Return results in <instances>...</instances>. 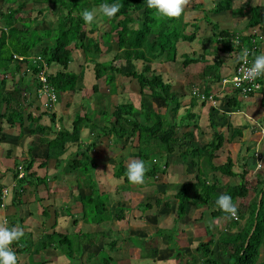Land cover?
<instances>
[{"label":"trees","instance_id":"obj_1","mask_svg":"<svg viewBox=\"0 0 264 264\" xmlns=\"http://www.w3.org/2000/svg\"><path fill=\"white\" fill-rule=\"evenodd\" d=\"M8 1L16 2L17 5L16 8H9L8 14L0 10L2 23L5 24L0 27V120L11 127L17 125L19 136L24 132L25 121L31 122L30 133H39L41 141H44L47 146L46 155L41 158L39 168H46L48 171L49 163L53 161V168L56 171L40 175L33 168L36 159L40 158L32 154L31 146L29 156L24 160L18 156L7 157V159H13L12 166L7 170L12 173L14 185L9 188L0 182V206L4 203L16 209L14 217L8 221L7 226L23 228L25 218L31 214L29 209L31 202L37 203L41 208L43 218L48 219L50 217L49 207L43 201L48 200L50 195L53 196L49 181L62 179L68 175L72 176L74 185L78 189L88 188L89 190L86 194H78L77 200L81 205L79 212L71 214L69 209H66L65 215L71 216L73 226L77 225L80 220L98 225L112 219L122 221L130 207L120 204L119 212H113L110 207L111 199L108 190L100 188L94 173L96 166L94 149L100 137L108 136L114 145L127 147L129 150L130 148L136 149V159L144 160L146 166L149 167L145 181L166 172L169 165L168 158L175 153L180 158L185 172L192 174L190 178L178 183L172 193L165 190L155 191L159 195L154 197L156 206H170V199H174L176 204L174 223L170 228H159L155 238L159 235H167L169 243L173 242L171 243L173 247L178 249L175 237L180 227L177 224L190 222V218L186 215L187 207L190 205L203 207L200 218L207 210L213 220L226 219L229 222L227 227L219 230L215 238L210 229L206 228L207 239L195 246L197 256L191 255L186 258L182 250H177L181 255L177 256L178 259L181 258L179 264H264V259L259 260L261 251H264V175L257 173L255 183L251 184L246 179L248 170L245 165L240 173H236L232 168L234 163L229 155L226 156L224 162H216L225 137L212 121L209 124L212 128L210 140L207 142L198 140L196 144H185L186 138L189 142L196 138L195 129L198 134L202 133L197 121H192L191 124L183 122L185 119L193 120L196 115L186 110L178 122L175 121L179 109L183 106L179 92L174 90L173 79L168 74L157 72L152 66L157 60L177 63V43L179 41L191 42L199 35L198 21L200 18L212 27V34L205 38L210 47L216 43V51L234 52L238 56L241 46L251 47L252 30L259 28L260 3L257 2L251 6L250 17L244 30L236 32L219 29L217 23L211 22L207 15L208 12L220 13L231 9V0H220L208 10L203 8L202 1L190 0V4L185 9L187 13L182 17L181 26L180 24L174 25L175 19L158 18L155 10L147 7L146 0H32L34 3L46 4L45 7L38 9V13H42L51 6H59L53 26L48 27V30L55 34V38L51 43H47L44 34L38 28L42 19L34 17L33 24L23 23L21 26L9 23L14 20L15 15L23 11L26 1ZM105 3H119L120 11L112 19L101 14L99 23L86 24L81 13L85 9H99L100 5ZM197 12H201L203 16L197 17L199 15H196ZM189 26L192 30L187 32ZM75 49H80L87 61L92 63L94 82L91 90L93 94H98L99 97L101 95L105 102L100 103L92 115L89 114V110L84 113L76 112L70 128L60 124L57 129L54 124V112L42 110V114L38 117L33 115L35 114L33 110H38L42 106L37 92L40 86L37 73L42 66V61L51 68L58 67L55 74L48 75V83L53 87L57 101L61 102L64 93L76 91L77 80L84 75L83 69L79 73L69 70ZM203 49V53L200 54L196 52L183 54L179 66L186 70L191 64L204 62L206 64L201 74L202 78L210 71L216 70L217 73L220 60L216 58L212 63L206 62L205 55L209 53V48L204 47ZM257 50L251 54L252 58ZM118 60L141 61V67L123 72L116 64ZM237 62L238 57L234 68ZM23 64L26 68L22 71L21 83L15 81L12 89L8 88V76L15 80ZM118 75L125 76L128 81L137 84L140 95L139 107L131 102L112 104L110 96L120 92L116 81ZM217 75L214 74L219 80L220 77ZM101 81L107 86L108 91L100 93ZM126 89L123 86L120 90ZM13 91L19 92L18 97ZM233 93L239 94L237 89H234ZM206 95H208V90ZM235 99V96L230 97L228 103ZM155 101H161L163 106L158 107ZM262 103H264V97ZM96 114L99 115V119L95 122L93 115ZM42 115L49 117L48 125L39 122ZM183 123L186 124L187 130L179 135L176 126L181 129ZM83 128L88 129L91 134L87 142L81 139ZM1 129L0 127V132ZM228 129L233 132L242 130L231 124H228ZM135 140L136 144H133ZM177 145L183 149H177ZM121 157L124 158L125 155ZM216 173L220 174L223 180L237 175L240 181L238 184H230L226 181L223 185L215 175ZM113 176L123 177L124 183L119 186V189L129 190L131 188V183L127 179V166L123 160H119L113 167ZM39 186L44 187L45 195L44 192L38 191ZM5 187L8 189L3 197L2 190ZM220 188L223 189L219 191ZM250 190H253L254 194L248 202H244L248 199ZM222 193L231 195L233 203H236L238 198L243 200L237 208L238 218H245V223L236 231H228L227 228L238 225L237 219L234 220L229 214L221 211L215 203ZM260 194L261 199L258 205ZM6 198H9V204L6 203ZM149 205L150 203H142L137 207L144 209ZM54 211L56 216L58 211ZM45 220L41 224L44 231L38 238L32 237V231L25 232L24 230L25 234L21 240L14 242L11 246L18 256L19 264H46V261L35 260L33 254L50 248L59 249L71 264H79L87 249L94 245H97L100 251H106L98 257L99 264H116L113 257L107 253L114 249L119 241L116 237L110 238L111 235H106L107 232L104 230L69 232L64 228L55 229L57 222H53L47 229ZM253 225L255 227L251 232ZM127 239L128 244H141L144 248L146 239L141 242L137 240L138 238L131 236ZM156 252L157 250L154 253ZM95 253L98 251L95 250L92 255ZM95 259L93 262H96Z\"/></svg>","mask_w":264,"mask_h":264},{"label":"crops","instance_id":"obj_2","mask_svg":"<svg viewBox=\"0 0 264 264\" xmlns=\"http://www.w3.org/2000/svg\"><path fill=\"white\" fill-rule=\"evenodd\" d=\"M197 1H202L204 4L203 8L208 10V9L212 8L214 6V4L220 0H197ZM252 1L253 0H231V9L222 11L220 13L208 12L207 15H208L209 20L211 22L217 23L219 29H227L229 31L242 32L244 30L248 20H249L251 6L254 4V2L255 3L259 2L261 5L259 31L262 35V39H261V42L259 44V48H258L257 52L255 53V55H258V54L264 52V0H254V2H252ZM185 13H187V12L185 11ZM185 13H184V15H185ZM196 15H198L197 17L203 16L201 14V12L200 13L197 12ZM240 21L244 22V25H242L244 27H242V28L240 27L241 29H232L233 26L235 24H238ZM198 23H199V32L200 31H202V32H200L199 35L191 42L179 41L177 43V55L179 52V56H181L179 59L182 60L183 54H191L193 52L200 54V53H203L204 47L209 48L208 49L209 53L205 55L206 60H207L206 62L212 63L213 60L218 58L220 60V65L217 68L218 69L217 73H216V70H213V71L206 73V75L203 76V78H202L201 74L204 70L206 63L197 62V63L193 64L194 67H190V66H192V64H191L185 70V69H182L181 67H178V66L175 67V65H179L180 60H178V59H177V61H178L177 64L176 63L174 64V66H173L174 69L171 72L165 71L173 79V82H174L173 88H174V90H177V92H179V96H180L179 98H180L182 105H183L181 107L182 110L178 111V117L179 118L182 117L185 114L186 110L194 113L196 115V118H194L193 120L185 119L183 122L186 123L185 121H187V124H191L192 121H197V124H198L200 130H202V133L198 134V131L195 129L194 132H195L196 138L193 139L191 142H189L188 138H186L184 140L185 144H189V143L196 144L198 140L202 141V142H205V141L207 142L208 140H210L212 137V128L210 127L209 124L211 121L214 122L216 124L217 130L222 132V134L225 137L223 146L219 150V152H220L219 157L216 158V162L217 163L224 162L226 156L229 155L232 158L233 163H234V165L232 167L233 170L236 173H240L242 170V167L245 165L247 170H248L246 179L249 180L251 182V184H254L255 183L254 182L255 176L257 173H259V174L262 173L264 175V167H261L260 169H256V163H257L258 159H261V162L264 163V144L262 142L264 140V103H262V98L264 97V76L260 77L261 87L256 92H254L248 96H241L239 94L235 95V93H233V89L228 87V86L223 85L222 81L224 78H228L227 77L228 74H230V75L233 74L237 55L236 54L234 55L233 54L234 52L231 53L232 55H228V53H223V52L218 51V54L215 56L214 54L216 51L215 50L216 43H214L210 47L209 43L205 41V38L209 37L212 34L211 25L208 24L204 19H201V18L198 21ZM219 24H221V26H219ZM206 29H207V31H206ZM190 30H192L191 26H189L187 28V32H189ZM195 46L197 48H195ZM127 61H131V60H127ZM164 63H172V62H164ZM193 68H194V70H193ZM214 74H218L217 76L220 77V79L217 80L216 77L214 76ZM189 83H190V86L185 87L186 84H189ZM117 87H118L117 88L118 91H121L120 89L123 87V85L119 84L117 82ZM193 87L199 88L205 94H206V91L208 90V95H210V94L213 95V100L212 101L200 100L197 97L193 96L191 94V90ZM114 95H116V94H114ZM136 95H138V97H139L138 102L137 103L131 102V103H133L134 106L139 107L140 95H139V93ZM232 96H235V98H236L235 101H231L230 103H228L229 98ZM111 97H112V95H111ZM61 102H62V100H61ZM158 102H160L161 104H158ZM112 104H115V102H112ZM155 104L158 107L163 106L161 101H155ZM96 115H98V114H96ZM184 123H183V128L180 129L181 134H183L187 130V126ZM228 124H231L233 127H240V128H242V130L241 131L236 130L235 132H233L232 130L230 131L228 129ZM84 129L85 128L82 129V132ZM104 137L108 141V144H109L108 146H109L110 150L113 148L114 144L112 143L111 138L108 136H102V137H100L99 142L94 149V152H96L98 147H100L99 145L103 144V141H104L103 138ZM133 144H136V140L133 142ZM259 145H261L262 147L261 146L258 147ZM118 146H120V145H118ZM251 146H255V148L253 150L252 156L250 157L248 155V152H249V149L251 148ZM225 148H226V151H225ZM98 151L101 154L104 153L105 155H107L106 152L102 153L100 150H98ZM99 152H96V154ZM255 152H258L260 156L255 157L254 156ZM94 155H95V153H94ZM117 156H119V155H117ZM95 157H96V166H95V169H96V167L98 166V162L102 160L101 159L102 157L97 156V155H95ZM114 158L116 160V157H114ZM117 159L123 160V157L119 156V157H117ZM110 162H111V159H110ZM168 162H169V165H168L167 171L164 173L158 174V175H163V176L166 175L167 176V180L164 181V182H166L167 188H165V189L163 188L162 190H159L156 188V189L152 190L153 192H155L156 190H157V192L163 191V190H165V191L170 190V192L168 191V193H172L174 189L172 187H170V184H172V183L178 184V183H181L182 181L186 180L187 178L191 177L192 174H187L185 172L184 166L181 165V163H182L181 160H180V162H174L169 158ZM171 162H174L175 164H173ZM116 164H114L110 168V174L109 175L107 173H104V171H103V174L101 172H100V174L95 173V177H96L97 182L99 183V186L101 184H104V186H106V187L107 186L109 188L111 187L110 181H112V179L115 178V177H111V176H113V167ZM53 171L55 172L56 169L53 168ZM215 175L217 176V178H219L221 180V182L224 185L225 182L227 181V179L223 180L221 178L220 174H218V173H216ZM157 176L155 178H157ZM210 177H212V174H210ZM235 178L237 181L234 183H231L232 179H235ZM62 179H60V180H62ZM105 179L107 182H104ZM239 181H240V179H239V176H237V175L232 176L231 179H228V183H230V184H238ZM148 186H149V184H148ZM100 188L102 189V187H100ZM143 188L146 189V186ZM221 189H223V188H220L219 190H221ZM88 191H89L88 188L78 189L76 187V185H73V189L69 188V195H68L69 204H65L64 207H61V209H64V211L63 212L60 211L59 220H56V218L54 219V222H57L56 225H59V227L58 228L55 227V229L60 228V222H61L60 219H63L65 216H67V215H65L67 208L69 209L71 214L73 213L72 209H70L72 206H76V207L78 205L80 206V209L78 211H75V212H79L81 210V205L77 200L78 194L79 193L86 194ZM144 191H151V190H144ZM132 192H134V191H132ZM137 192H139V191L137 190ZM253 194H254V191L250 190L249 197L244 202H248V200L253 196ZM9 198H10V196H9ZM9 198H6V203H8V204H9ZM171 200H174V199H170V206H164V208H170L171 206H173L174 202ZM242 203H243V200L241 198H238L236 200L235 204L239 205ZM138 204H142V202L141 201L137 202L136 205L134 206L135 208H137V211L141 210L143 212L146 209L150 210L152 213H155V211H156L153 209V207H155V206H153L154 204L153 205L150 204L149 207H146L144 209L137 207ZM128 206L130 207V211L126 212V217L122 221H117L116 219H112L111 221H107L101 225H98V224H93V223H86V222L80 220L77 223V225L79 224V226L77 227V230H74V231H84L86 229L84 232H98V231L104 230L105 232H107V235H111V236L116 235V238L119 241L116 243V246L113 249L115 251L112 250L113 252L110 253V255L113 257V260L116 264H140V261H143L144 258H149L151 260H154V263H157V264L160 262L163 264L164 263L179 264V261L181 260V258L179 260L176 256V254L174 255L173 251H175L176 247H173V246L170 247V243L168 241V236L167 235H164V236L159 235L157 238H155L159 228L156 229L155 232L147 233V234L146 233L144 234V232H140L136 229L133 230V233L130 231V228H132V227L130 226L131 222H129V221L132 220V219H130V217L132 216L131 214L134 213V211L132 212L133 206H130V205H128ZM118 208H120V207H118ZM174 208H175V210H174L175 212L173 211L175 213L174 216H172L171 214H173V213H171L170 214L171 216L167 217L168 222L170 224L174 223V220L176 217V205H174ZM191 208H193V210H194V211L192 210V213L189 212V214H191V215L189 216V214L186 213V215L190 218V222L185 223V224H182L181 222H179L177 224V226H179L180 228H179L178 234L176 235V237L178 238L176 240H177L178 245L180 243V246L176 250H183V251L188 252V254L185 255L186 258L193 254L192 251L193 250L195 251V246L200 241H202L201 238H198L199 240H197V242H195L193 245H190L186 248L185 245L187 243H185V241L188 240L190 242V238H192L191 235L192 236L194 235V232H192V230H190V228H186V227L187 226H193L195 224L196 225L198 224L200 226L205 225V223L201 222L202 218H200L202 208H198V207H195L193 205H191ZM29 209L30 210L32 209L31 214L25 218V220L23 222V224L25 225L23 227V230H25V232L26 231H28V232L32 231L31 232L32 237L38 238L40 236V234H42L44 231L43 230L44 228H42L41 224L45 218L42 217V219L40 218V221L37 220L35 214L36 213L42 214L41 208H40V206H39V208H37L33 202L29 203ZM112 211L115 212L114 210H112ZM15 212H16V209L13 206H10V205L6 206L5 204L3 207L0 206V223H6L7 224L8 223L7 221H10L14 217ZM205 213H207V210ZM155 214H157V213H155ZM166 214L167 213L163 214L165 216L159 215V214L154 215L155 216L154 222H157L156 219H158V222H159V220L161 218L163 219L166 217ZM151 215H153V214L147 215L145 220H148L147 218ZM168 215H169V213H168ZM69 217H71V216H69ZM34 218H36V219H34ZM136 220H141L140 223H143V217L142 216L135 219V221ZM34 222H39L40 223L39 226L33 227L31 224ZM108 222H110L111 227H107V228L101 227V226H105L106 223H108ZM136 223L137 222H134L135 225H136ZM210 224H212V226L214 228L218 227V230H219V228H221V226L223 228L227 227L229 222L226 219H218V221L213 220V222ZM123 225H126V227H124ZM138 225H140V224H138ZM95 226H97V228ZM137 227H140V226H137ZM161 228H163V227H161ZM164 228H166V227H164ZM230 228H232V227H230ZM110 231H113L114 234L111 233ZM121 231H125V233H126L125 238L123 236L122 237L119 236L118 233H120ZM193 231H194V229H193ZM211 233L213 234L214 238L218 235V233H214L212 231H211ZM206 235H207V231H205V234L203 233V235H200L199 237H202L204 239V237ZM130 236L134 237V238H138L137 240L139 242H141V240L146 239V241L144 243V248L141 244L140 245L128 244L127 238ZM160 237L165 238L166 239L165 241H167V243H168V244L163 245V246H165L163 248L159 247V244H158V242H159L158 238H160ZM206 239H207V236H206ZM124 245L127 248L126 252H125V253H127V256L123 257L122 259H120V258L118 259L119 256H116V254L122 250V247ZM95 250L100 251L97 248V245L89 247L87 249L85 255L80 260L79 264H99L97 261L98 253H95V257H93V255H92V253ZM155 250H157L156 253H154ZM102 252L104 253L106 251L102 250ZM115 252H117V253L115 254ZM113 254H115V255H113ZM178 255H180V254L178 253ZM33 257L37 261H46V264H71L70 262H68L66 257L62 254V252L59 249H54V248L42 250L39 253L33 254ZM94 258H96L95 263L93 262ZM176 261H177V263H176Z\"/></svg>","mask_w":264,"mask_h":264},{"label":"rangeland","instance_id":"obj_3","mask_svg":"<svg viewBox=\"0 0 264 264\" xmlns=\"http://www.w3.org/2000/svg\"><path fill=\"white\" fill-rule=\"evenodd\" d=\"M24 1H26V5H25L23 11L21 13H18L17 15H15L14 20H11L9 23L14 24L16 26H21L23 23L33 24V22H34L33 18L34 17L39 18V20L42 19V23L38 24V28L44 34L45 41L47 43H51L55 38V34L52 31L48 30V27L51 25L53 26V22L55 21L56 15L58 14V11H59V6L54 5V6H51L50 8H48L47 10H43L42 13H38V9H40V7H45L46 4L34 3L32 0H24ZM252 2H254V0ZM254 4H255V2H254ZM16 5H17L16 2H9L8 0H0V10L5 14H8L7 11L9 8H16ZM96 10H97L98 14H97V18L94 22L99 23L100 19H101L100 18L101 14L99 13V9H96ZM182 17H183V15L181 16V18L175 19L174 25H176V26L178 24L181 25L182 21H183ZM2 22H3V20L0 17V27L5 25ZM242 25H244V22L240 21L238 24H235L232 29H241L242 27H244ZM219 26H221V24H219ZM206 31H207V29H206ZM200 32H202V31H200ZM195 48H197V47L195 46ZM231 53L232 52H229L228 55H232ZM217 54H218V51H215L214 55L216 56ZM72 56H73V60L69 65V70L74 71L76 73H79L80 70L83 69L84 75L79 77V79L77 80L76 91L74 93H64L62 102H60V100H58L57 103L55 104V106L51 110H47V111H51V112L55 113L54 124H55V127L57 129L59 128L60 124H62L66 128H70L71 124H72L73 115L75 114L76 111L84 113L85 111L89 110L88 111L89 114L92 115V114H94V109L98 108L100 103L105 102V99L103 97H101V95L99 97L98 94L92 93L91 86L94 82L92 63L87 61V59L85 58L84 54L82 53V51L80 49H75ZM180 57L181 56H179V52H178V55H176V59L180 60L179 59ZM101 59H103V57H101ZM116 64H118L121 67L123 72L131 71L134 69H140V67H141V61H133V60H131V61L118 60V61H116ZM152 66L157 72H165V71L171 72L174 69V67H173L174 64L164 63L163 61H159V60L155 61V63H153ZM176 66L180 67L179 65H175V67ZM190 67H194V65L192 64V66H190ZM21 68H22L21 72L15 76V80H13V78L11 76H8V78H7V87L8 88L12 89L15 81L21 83V81H22V79H21L22 75L21 74H22V71H24L26 68L25 64H23ZM57 69H58V67L54 66L52 69H50V71L57 70ZM193 70H194V68H193ZM227 77L231 78V75L228 74ZM116 81L119 84H122L124 86V88H127V89L124 90L123 92L120 91L116 95H112V97L110 96L111 102H115V103L116 102H119V103H121V102H133V103H135L136 102L137 103L138 99H139L138 95H136V94H138L137 84L135 82L128 81L127 77L121 76V75L117 76ZM189 86H190V83L186 84L185 87H189ZM226 86L230 87L229 84H226ZM99 91H100V93L107 91V86L104 84L103 81L100 82ZM13 93L16 97H18V94H19L18 91H13ZM191 94H192V92H191ZM102 96H103V94H102ZM39 102L41 103L42 99L39 98ZM158 104H161V103L158 102ZM42 110H46V109H44L43 106H41V108L38 110L34 109L33 111L35 112V114H33V115L38 117L39 114H42V112H43ZM181 110L182 109L180 108L179 111H181ZM98 119H99L98 115H95V116L93 115V121L96 122V121H98ZM178 120H179V117L177 115V117L175 118V121L178 122ZM39 122L48 125L50 123V119L47 115H42L39 119ZM185 122H187V121H185ZM25 124H26V126L24 129V132L22 133L21 136H19L17 134L18 133L17 125L15 127H11L10 125H8L6 123H2L0 120V127L2 128L1 132H0V176H1L0 182H2L3 184H6L9 188L12 185H14V181L12 180L11 171L7 170V168H10L12 166L13 159H7V157L8 156H12V157L18 156L21 160H24L25 158H27L29 156V147L30 146L32 147V151H31L32 154L34 156H37V158H40V159H36V163L34 164L33 168L40 175L51 174V172L53 171V161H50L49 166H48L49 167L48 171L46 170V168H41V167L39 168L38 165L41 162V158H43L46 155L47 146H46L44 141H41L42 139H41V135L39 133H36V134L30 133L29 128H30V126H32L31 125L32 123L29 122L28 120H26ZM177 129L179 131L178 134L180 135L181 134L180 129L176 126V130ZM90 138H91V134L88 132V129H84L82 132V138L81 139H83L84 141H89ZM103 139H104L103 144L99 145L100 147H98L96 152H99L98 150H100L102 153L106 152L107 155H105L104 153H103L104 154L103 155L100 152L96 154V152H94L95 155L102 157L101 158L102 160L98 162V166L96 167L94 173L100 174V172H101L103 174V171H104V173H107L109 175L110 174V168L114 164L119 162L120 159H117V157H119V156L125 155V157L123 158V162L126 166L130 160L136 159V156H135V153L137 152L136 149L130 148V150H129L127 147L122 148L121 146L114 145L113 148L110 150V148L108 146L109 144H108L107 139L105 137ZM262 142L264 144V140ZM260 146L261 145H259L258 147H260ZM254 148H255V146H251V148L249 149L248 155L250 157L253 154ZM177 149L182 150L183 147H180L179 145H177ZM180 150H178V151H180ZM225 151H226V148H225ZM148 153H149V151H148ZM117 155H119V156H117ZM114 157H116V160ZM169 158L174 162H180V159H179L178 155H176V153L172 154L171 157H169ZM169 158H168V160H169ZM110 159H111V162H110ZM174 162H171V163L175 164ZM167 168H166V171H167ZM111 177H114V176H111ZM166 180H167L166 175H164V176L158 175L157 178L148 179L147 181H145V182H152L151 184H149V186L146 185L145 183H144L145 185L143 184V185H139V186L131 184L130 185L131 190L130 189L129 190L128 189L122 190V189H119V186L124 183L123 177H121V178L112 179L113 182L110 181V183H111L110 188L108 186H107L108 187L107 188L106 186H104V184H101L100 187H102V189L108 190V194H109V197L111 199V202H110L111 210H114L115 212H119L118 207L120 206V204H125L127 206L128 205L133 206L132 212L134 211V213L131 214L132 216L130 217V219H132V220L129 221V222H131L130 226L132 227V228H130V231L133 233V230L136 229L140 232H144V234L145 233L147 234V233H153V232H155L156 229L161 228V227H163V228L164 227H166V228L171 227L172 223L170 224L168 222L167 217L171 216V215L174 216V214H175L174 213L175 212L174 211L175 210L174 205H176L175 200H171L174 202V204L170 208H164V206L158 207L154 203V197L159 196V195H157L155 192L152 191L153 189H156V188L159 190H162L163 188L164 189L167 188L166 182H164ZM227 181H228V179H227ZM236 181H237L236 178L232 179L231 183H234ZM49 182H50L51 192H52L53 196L50 195L48 200L45 199L43 201V203L49 207V213H50V218H48L46 220L44 219L45 220V228H47V229L50 228L51 227L50 225L53 224L54 219H55L54 217H56V220H59L60 211H62V212L64 211V209H61V207H64L65 204H69V197H68L69 188L73 189V185H74V182H73L71 175L64 176L62 180L52 179ZM104 182H107L106 179L104 180ZM145 186H146V189L143 188ZM176 186H177V183L170 184V187H172L173 189H175ZM43 189H44L43 186L38 187V191L44 192V195H45L46 192ZM137 190L139 192H137ZM144 190H151V191H144ZM132 191H134V192H132ZM168 191L170 192V190H168ZM219 191H221V190H219ZM53 192H55V193H53ZM140 201L142 203H145V204H148V203H150L152 205L154 204L153 206H155V207H153V209L156 210L155 213H157L159 215H163V214L167 213L166 217L163 219L161 218L159 220V222H158V219H156L157 222H154V220H155L154 215H157V214L152 213L148 209H146L143 212L141 210L137 211V208L134 207L136 205V203L140 202ZM34 205L37 208H39V205H37L36 203H34ZM70 209H72V211L74 213L75 211H78L80 209V206L79 205L77 207L72 206ZM54 210L58 211L56 216H55ZM192 210H193V208H191V205H190L187 207L186 213H188V214H189V212L192 213ZM205 212H204V214H203L204 216H202V220H201V222L205 223V225L200 226L198 224L197 225L195 224L197 227L195 225L186 227V228H190V230H192V232H194V235L193 236L191 235L192 238H190V242L188 240L185 241V243H187L185 245L186 248L190 245H193L195 242H197V240H199L198 238H201L202 240L206 239L207 235L204 237V239L202 237H199V236L203 235V233L205 234V231H206L205 229L207 227L210 229V231H212L214 233H219V230L221 228H223L222 226H221V228H219V230H218V227L214 228L212 226V224H210L213 222V218L209 215L210 212L209 211H207V213H205ZM168 213H169V215H168ZM171 213H173V214H171ZM149 214H153V215L149 216L147 218L148 220H145L146 216ZM190 215L191 214H189V216ZM35 216H36L37 220H39V221H40V218L42 219V217H43L42 214H37V213L35 214ZM141 216L143 217V223H140L141 220L135 221V219H137ZM163 216H165V215H163ZM36 218H34V219H36ZM60 221H61L60 222V228L67 229L69 232H71L73 230H77V227L79 226V224L73 226V223H72L73 220L69 216H65L63 219H60ZM134 222H137L136 225L134 224ZM237 222H238V225H236L235 227H232V228H227V230L228 231H231V230L236 231L237 228L242 227L244 225L245 218L242 219V218L237 217ZM39 224H40L39 222H34L31 225L33 227H38ZM138 224H140V225H138ZM123 226L126 227V225H123ZM137 226H140V227H137ZM55 227L58 228L59 225H56ZM95 227L97 228V226H95ZM101 227H105V228L111 227L110 222L106 223L105 226H101ZM193 229H194V231H193ZM110 232L114 234L113 231H110ZM118 234L120 237L123 236L125 238V235H126L125 231H121ZM114 237H116V235H113L110 238H114ZM176 239H178V238L175 237V242H176L177 248H179L180 243L178 242L179 243V245H178ZM158 240H159V242H158L159 247H161V248L165 247L163 245L168 244L167 241H165L166 239L163 237L158 238ZM171 243H173V242H170V247L173 246ZM123 247H122V250L120 252H118V253L115 252V254L117 253L116 256H119L118 259L119 258L122 259L123 257L127 256V253H125L127 248L125 245ZM112 250L107 251V253L110 254L113 251H115V250H113V251ZM173 252H174V255L176 254V256H181V255H178L176 248H175V251H173ZM182 252L185 255L188 254V252H186V251L182 250ZM101 253H102V251H98L97 259H98V257H100ZM192 253H193L192 255L197 256V254L194 250L192 251ZM115 254H113V255H115ZM93 257H95V255H93ZM263 259H264V251H261L259 260H263ZM176 263H177V261H176ZM140 264H157V263H154V260H151L149 258H144L143 261H140ZM158 264H163V263L160 262ZM164 264H167V263H164Z\"/></svg>","mask_w":264,"mask_h":264},{"label":"clouds","instance_id":"obj_4","mask_svg":"<svg viewBox=\"0 0 264 264\" xmlns=\"http://www.w3.org/2000/svg\"><path fill=\"white\" fill-rule=\"evenodd\" d=\"M147 7L154 9L158 18L164 17L168 19H179L185 13V9L190 4V0H146ZM121 5L119 3L101 4L99 13L103 16L112 19L120 11ZM97 10L85 9L82 13V19L86 24H92L97 18ZM234 43V42H233ZM250 53L244 49L240 54V59L245 65L249 64ZM264 76V52L255 55L243 72V80H256ZM241 77H237L235 83L239 85ZM258 167H264V163H258ZM149 167L146 162L141 159L130 160L127 164V179L133 185H143L145 183L146 173ZM216 205L224 213L229 214L232 218L238 217V208L233 203V198L227 193H222L216 199ZM24 230L18 226H7L6 223H0V264H19L18 256L11 247L14 242H18L24 236Z\"/></svg>","mask_w":264,"mask_h":264},{"label":"built area","instance_id":"obj_5","mask_svg":"<svg viewBox=\"0 0 264 264\" xmlns=\"http://www.w3.org/2000/svg\"><path fill=\"white\" fill-rule=\"evenodd\" d=\"M252 38L250 39L251 41V47H245V46H241V51L238 54V62L236 67L234 68V72L231 75V78H224L223 79V85L226 86V84H229L230 88L237 89L239 92V95L241 96H248L250 93L256 92L257 90L260 89L261 87V83H260V77L257 78L256 80H243L242 78V74L244 71H246L247 67L250 66L251 61L253 60L251 54L256 51L259 48V44H260V40L262 39V35L259 31L258 28H255L252 30ZM247 49L250 53L248 60H249V64L245 65L243 63V61L240 59V54L241 52ZM15 57V56H14ZM38 59H40L38 57ZM51 66L48 65L47 63L42 61V66L39 70V72L37 73V78L38 81L40 83V86L38 88V97L40 99H42L41 105L44 107V109L46 110H51L55 104L57 103V97L56 94L54 92L53 87L48 83V75L50 73H56V70L50 71ZM237 77H241V82L239 83V85H237L235 83V80ZM192 95L197 97L200 100H213V95H206L202 90H200L197 87H193L192 90ZM255 157H259V153L255 152L254 153ZM261 162V159H258L257 163H256V169H260L261 167H258V163ZM262 163V162H261ZM21 176V174H20ZM3 193V197L7 194V188H4L2 190ZM2 207L4 206V203H2L1 205ZM237 219V218H234Z\"/></svg>","mask_w":264,"mask_h":264},{"label":"water","instance_id":"obj_6","mask_svg":"<svg viewBox=\"0 0 264 264\" xmlns=\"http://www.w3.org/2000/svg\"><path fill=\"white\" fill-rule=\"evenodd\" d=\"M260 199H261V194L259 195V198H258V205H259ZM254 227H255V225L253 226L251 232L253 231ZM251 232H250V234H251Z\"/></svg>","mask_w":264,"mask_h":264}]
</instances>
